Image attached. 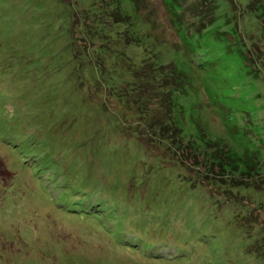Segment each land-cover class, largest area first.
<instances>
[{
	"label": "rangeland",
	"instance_id": "obj_1",
	"mask_svg": "<svg viewBox=\"0 0 264 264\" xmlns=\"http://www.w3.org/2000/svg\"><path fill=\"white\" fill-rule=\"evenodd\" d=\"M146 1L150 28L129 0H0V264H264L249 247L264 220L236 223L264 217V190L190 188L173 147L149 156L140 125L135 136L110 128L102 86L131 79H103L94 62L112 68L102 47L174 62L188 77L173 95L183 138L203 131L264 159V0ZM116 6L125 20L104 21ZM207 7L214 21L196 30ZM170 11L186 26L176 35Z\"/></svg>",
	"mask_w": 264,
	"mask_h": 264
},
{
	"label": "trees",
	"instance_id": "obj_2",
	"mask_svg": "<svg viewBox=\"0 0 264 264\" xmlns=\"http://www.w3.org/2000/svg\"><path fill=\"white\" fill-rule=\"evenodd\" d=\"M129 1L135 8V14L148 24L149 28L152 24L154 25L153 21L151 22L147 17V9H149L150 2L148 3L146 0ZM164 1L174 8V0ZM117 9L118 7L114 8L112 13H108L104 21L107 22L112 19V22L115 24L123 22L125 19L121 18ZM140 10H144V12H140ZM213 10V8L209 9L207 7L203 12H195L192 15L197 19V22L199 19L196 30L207 24H212L214 21ZM175 11L177 10L175 9ZM74 17V14L71 13L69 27H72V21L75 19ZM127 17H129V15H127ZM77 20L78 18L75 19V21ZM180 20L182 19H179L178 13L173 15L172 11H170L169 23L173 26L175 35L177 30L186 29V26H184ZM130 23L131 25L135 24L133 21H130ZM98 34H101L103 37L108 35L106 31L102 29V33L97 30L92 34V37L97 38ZM154 38L157 40V37ZM133 39L130 41L132 42ZM127 45L129 47L130 43ZM101 52L107 55L108 63L112 64V68L108 69L109 66L106 62V64H102L101 69V64L97 60L94 61L100 74L102 73L103 79L108 71L112 73L117 71L122 74L126 72L131 79V81L120 84L119 90L118 88L112 87L109 82H105L106 85L104 87L102 86V111L104 110L105 114L112 112L118 118L117 123L110 128H114V130L117 131H120L122 128L124 133L127 132L129 135L135 136V134L141 135V131H137L138 129L134 128L136 124L140 125L141 128H143L142 137L147 138L148 141L154 142L152 144L150 143L151 149L148 150V148L144 147V151L149 156H152L151 152L157 151V153H159L157 146L162 147L163 151H169L170 155H174L168 149V147H173L171 148L172 151L177 154L179 153V158L176 157L180 164L175 160V164L172 166L182 169L185 168L187 170V172H184L186 177L184 178L182 176L181 179L186 182L190 188H196L199 185L204 186L207 184L210 186L216 184L231 193L232 190L229 186L236 187L237 185H242L249 190H264V159L259 156L257 151L245 149L241 153L234 152L228 148L224 142L207 137L203 131H200L196 135L197 137H190V143H188V138L187 140L183 138L181 122L182 109L176 104L177 99L173 95L175 92L184 93L188 77L177 69L174 62L170 61L159 65L157 63L159 60L156 53H154L156 55H154V57L157 62L145 56L141 59V62L137 59L138 63H134L131 61L129 54L120 50L102 47ZM255 52L257 53V50ZM71 53L73 56V64L76 65L78 69H80L79 66H81L82 63L87 67V62L83 60L81 53L72 51ZM121 53L126 55L127 59H124ZM118 54H120V56H118ZM164 68L168 71L161 70ZM84 70L85 68L83 71ZM94 73L96 76L98 75L97 69ZM105 83L102 82V85ZM105 90L110 94H106ZM79 91L81 92V89ZM53 100L54 99H50V101ZM108 102L111 103L112 106H109ZM132 119H136V121L132 122ZM145 129L152 133L153 138L146 135L147 131H144ZM140 147H142V145ZM212 150H215V152ZM189 156L194 159V166H189V164L185 163ZM139 158L141 161V157ZM158 158L161 164L166 162L164 154L161 157L158 156ZM196 169H200V172ZM188 170L191 173L193 172L194 176H191ZM252 209H254V207ZM259 218H262V221L264 220L261 214L256 216V214H252L251 211L246 215H241L240 218L236 220V223L242 225L244 229H247L251 224L255 222L258 223ZM249 247L252 254L254 253L256 256H260L264 259V236L253 242Z\"/></svg>",
	"mask_w": 264,
	"mask_h": 264
}]
</instances>
